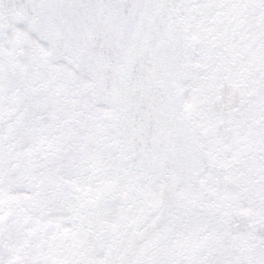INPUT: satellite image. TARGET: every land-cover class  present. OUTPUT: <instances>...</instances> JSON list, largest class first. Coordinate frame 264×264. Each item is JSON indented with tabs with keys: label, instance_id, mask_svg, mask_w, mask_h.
Segmentation results:
<instances>
[{
	"label": "snow or ice",
	"instance_id": "obj_1",
	"mask_svg": "<svg viewBox=\"0 0 264 264\" xmlns=\"http://www.w3.org/2000/svg\"><path fill=\"white\" fill-rule=\"evenodd\" d=\"M0 264H264V0H0Z\"/></svg>",
	"mask_w": 264,
	"mask_h": 264
}]
</instances>
